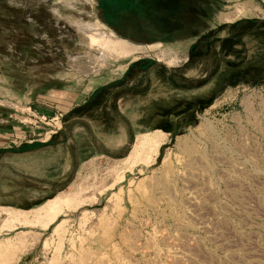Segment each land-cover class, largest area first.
I'll use <instances>...</instances> for the list:
<instances>
[{
    "label": "rangeland",
    "instance_id": "rangeland-1",
    "mask_svg": "<svg viewBox=\"0 0 264 264\" xmlns=\"http://www.w3.org/2000/svg\"><path fill=\"white\" fill-rule=\"evenodd\" d=\"M168 1L140 43L98 0H0L35 46L0 60V264H264V0Z\"/></svg>",
    "mask_w": 264,
    "mask_h": 264
},
{
    "label": "trees",
    "instance_id": "trees-1",
    "mask_svg": "<svg viewBox=\"0 0 264 264\" xmlns=\"http://www.w3.org/2000/svg\"><path fill=\"white\" fill-rule=\"evenodd\" d=\"M172 2L168 0H98V8L101 12L102 20L111 27L118 35L129 40H137L140 43H148L153 40H162V42H172L171 34L175 28L180 29L177 25H170L172 19V12L174 10L168 9L173 7ZM2 8L0 7V60L5 59L8 53V46H11V53L21 52L23 50L34 53L35 46L33 44V36L30 37V32L23 29L18 22L19 15L16 13L8 14L10 21L7 23L8 34L7 38L11 40L10 45H5L1 39H6V31H3L2 24L4 19L1 16ZM161 34L157 36L156 34ZM155 35V36H152ZM160 38V39H159ZM2 42V43H1ZM10 49V48H9ZM8 53V54H7ZM155 65L153 61H142L133 64L127 72L124 80L131 76L135 70L142 72L148 71L151 66ZM99 89L95 95H100L108 87ZM211 103V102H210ZM208 103V104H210ZM70 116L63 119L67 121ZM14 124L10 126H0V133L13 134ZM60 136H56L51 140V144H57ZM38 146V145H37ZM31 146L24 145L21 149L30 148Z\"/></svg>",
    "mask_w": 264,
    "mask_h": 264
},
{
    "label": "bare ground",
    "instance_id": "bare-ground-1",
    "mask_svg": "<svg viewBox=\"0 0 264 264\" xmlns=\"http://www.w3.org/2000/svg\"><path fill=\"white\" fill-rule=\"evenodd\" d=\"M93 38V37H92ZM92 38H91V41H92ZM95 38V37H94ZM116 43V42H115ZM119 46V44L118 43H116L115 44V46H114V48L115 47H118ZM156 142V141H155ZM47 209V208H46ZM53 210V209H52ZM23 213H26V212H21V214H23ZM56 218V215L54 214V215H49V216H47V219L48 220H50L49 221V223H47L46 225H48V224H50V223H52L53 221H54V219ZM48 222V221H47Z\"/></svg>",
    "mask_w": 264,
    "mask_h": 264
},
{
    "label": "built area",
    "instance_id": "built-area-1",
    "mask_svg": "<svg viewBox=\"0 0 264 264\" xmlns=\"http://www.w3.org/2000/svg\"><path fill=\"white\" fill-rule=\"evenodd\" d=\"M58 120H59V117H56V118L50 119V122H54V121L58 122Z\"/></svg>",
    "mask_w": 264,
    "mask_h": 264
}]
</instances>
